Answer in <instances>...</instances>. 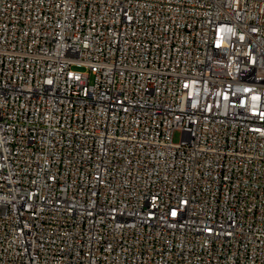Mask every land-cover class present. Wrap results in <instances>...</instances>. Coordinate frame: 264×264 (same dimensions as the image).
<instances>
[{"label":"built area","instance_id":"2783aa9c","mask_svg":"<svg viewBox=\"0 0 264 264\" xmlns=\"http://www.w3.org/2000/svg\"><path fill=\"white\" fill-rule=\"evenodd\" d=\"M0 264H264V0H0Z\"/></svg>","mask_w":264,"mask_h":264},{"label":"rangeland","instance_id":"374dc122","mask_svg":"<svg viewBox=\"0 0 264 264\" xmlns=\"http://www.w3.org/2000/svg\"><path fill=\"white\" fill-rule=\"evenodd\" d=\"M180 139V132L179 131H174L172 134V141L173 142H178Z\"/></svg>","mask_w":264,"mask_h":264}]
</instances>
